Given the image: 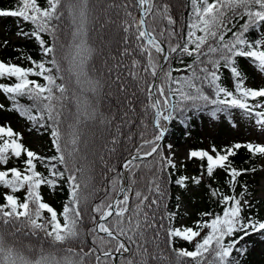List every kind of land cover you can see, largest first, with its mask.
I'll return each instance as SVG.
<instances>
[{
    "label": "snow or ice",
    "instance_id": "obj_1",
    "mask_svg": "<svg viewBox=\"0 0 264 264\" xmlns=\"http://www.w3.org/2000/svg\"><path fill=\"white\" fill-rule=\"evenodd\" d=\"M92 7V0H18L0 8V18L16 19L15 36L34 41L41 53L37 60L17 47V62L0 58L6 101L0 112L17 114L24 131L50 132L54 149L41 154L27 145L24 131L0 123V264H240L247 251L241 241L264 234V220L247 215L253 204L242 179L257 168L234 159L243 148L249 160H264V86H249L240 64L249 61L264 77V0H188L186 21L173 14L170 0H108L120 37L107 53L90 43ZM109 23L117 21L109 17L101 28ZM9 43L0 40V50ZM113 87L125 95L123 117L139 104L151 118L141 121L151 135L142 133L118 166L101 156L97 187L81 152V126L112 124L116 116L99 104ZM234 110L256 138L189 150L185 160L197 163V173L179 172L173 145L164 144L174 122L187 127L189 113L206 112L237 127ZM116 130L122 134L119 125ZM173 186L184 195L206 190L220 211H201L194 226L177 223L188 212L180 213L182 197H173ZM45 189L67 192L61 210Z\"/></svg>",
    "mask_w": 264,
    "mask_h": 264
},
{
    "label": "trees",
    "instance_id": "obj_2",
    "mask_svg": "<svg viewBox=\"0 0 264 264\" xmlns=\"http://www.w3.org/2000/svg\"><path fill=\"white\" fill-rule=\"evenodd\" d=\"M18 0H0V8H11L17 4ZM43 3V0H41ZM173 4V14L181 20L186 21L188 11V0H170ZM108 0H92V10L90 13V29H95V31H90V43L103 49V52L107 53L114 50L117 47V41L120 37V32L118 29L119 18L114 14L112 10L107 9ZM111 19L116 20L117 24L109 23L106 27L101 28V24ZM0 25H2L9 33L15 34L17 31V22L15 18L6 17L0 18ZM27 30L29 26L24 25ZM250 35H255L251 33ZM1 40V39H0ZM4 40V39H3ZM9 40V39H8ZM10 43L8 47L4 50H0V58L11 59L13 62L16 56V48L18 47L21 51L27 55L32 56L34 59L39 60L41 58V53L39 51L38 45L34 41L18 39L15 41L9 40ZM104 59L103 55H99L95 59L97 66L101 64ZM26 63V62H25ZM241 66L245 69L248 80L247 84L253 87L264 86V82L260 83L257 78L258 73H256L252 67L249 65V61L241 59ZM226 86L231 87L230 84L225 82ZM106 92L111 93L103 97L99 107L101 111L105 114L111 113L116 116L111 125H105L97 121L89 122L86 126H81V152L87 158L84 163L87 164L91 171L90 174L96 177L97 187L103 183L101 180V174L103 172L102 164L100 160L101 156L110 163L119 164L121 157L127 156L128 153L133 149V147L138 144L139 137L143 133L144 138H150L151 128L147 130L141 124V121L147 123L151 118L145 117L144 113L140 110V105L137 104V111L135 113H129L127 117H123L124 111H127V106L125 102V95L119 93L115 88L105 89ZM90 95V94H88ZM143 97H141L142 99ZM0 102L4 101V98L0 96ZM22 103H28L26 100H22ZM135 103V101H134ZM74 111V106H73ZM192 119L188 121V126L177 124L174 122L173 126L170 127V132L167 135L164 144L170 143L172 140L176 141H186L190 142L193 149H207L211 144H215L218 148L230 145L236 142H246L243 137L238 136L236 138H227L229 123L227 119L221 116L218 120H212L206 112L201 113H189ZM234 119L243 120L238 110H234ZM123 121H134V123H126ZM25 121L20 118L15 113L7 112L6 116H0V123H10L11 126L16 129V122ZM15 123V124H14ZM120 126V133H117L116 126ZM210 126L215 127L214 133H210ZM42 134L37 133L33 130L31 133L25 131V139L37 136L42 140H47L50 137V132L41 130ZM118 135V143L113 146L111 144V139L113 136ZM131 136V139L128 137ZM48 145L50 147L49 151H45V155H52L54 149L51 148V140H48ZM112 147L116 148L114 153H110ZM236 163L241 167H250L255 165L257 171L255 173H250L243 177L242 179L248 184V191L251 195L248 199L253 204L251 209L246 210L247 215L253 216L256 219L264 220V201L257 197V187L259 186L260 180L262 178V159L256 158L255 160H249V154L245 149H240L237 156L234 158ZM245 161H249L245 163ZM186 168L178 167L179 172L187 175H195L197 173V163L195 161H190L186 163ZM46 199L57 208L61 210L63 203L67 199V192H58L56 195H49L47 190H43ZM177 194H181V190L173 186L172 195L173 197ZM103 196V193H99L97 198ZM175 203V200L169 202V207ZM220 211V208L216 204L209 200L206 195V190L201 191V198L199 202L195 205V213L191 215V221L188 226H194V221L199 219V213L206 210ZM180 213H183L182 204L180 208ZM180 219L178 218L177 222ZM206 231V230H205ZM29 239H32L35 243V238H24L23 243H27ZM195 243V242H193ZM241 244L245 245L247 251L243 256H239L238 259L240 264H257L264 257L262 247L264 246V234L254 233L250 236L245 237V240L241 241ZM178 247H186L189 250L192 249L193 245L188 244L186 241L177 240ZM18 251H22L25 255L32 256L34 258L35 253L27 251L20 244H17Z\"/></svg>",
    "mask_w": 264,
    "mask_h": 264
},
{
    "label": "rangeland",
    "instance_id": "obj_3",
    "mask_svg": "<svg viewBox=\"0 0 264 264\" xmlns=\"http://www.w3.org/2000/svg\"><path fill=\"white\" fill-rule=\"evenodd\" d=\"M0 39L1 40L9 39L15 41L18 40L19 38H17L15 34L9 33L2 25H0ZM257 78L260 81V83L264 82V77L257 75ZM6 115L7 112H0V116H6ZM239 121L240 123L237 127H233L230 123L225 122L226 125L229 124L227 138H236L238 136H241L246 142L255 139L256 135L252 133L248 121L245 119ZM15 126L17 131H24L25 125L23 124V122L21 121L16 122ZM209 130L210 133H214L215 127L210 126ZM25 140L27 142V145L35 151L44 153L45 151L50 150V147L48 145V140H51V138L47 140H42L37 136H33L31 138H26ZM170 143L173 145L171 151L175 153L178 167L181 161H185L186 163H189L190 161H186L185 158L189 150L193 149L190 142L172 140ZM164 151L165 154L168 153V149L166 147ZM262 167H263L262 178L260 180L259 186L256 189L258 191L257 197L264 201V160L262 161ZM181 197H182L181 204H182L183 212L187 210L188 215L184 216L183 219L182 220L180 219L177 223H185L188 225L191 221V215L195 213V205L199 202L201 198V191L190 193L187 195L181 193ZM262 251L264 253V246L262 247ZM257 264H264V257Z\"/></svg>",
    "mask_w": 264,
    "mask_h": 264
},
{
    "label": "water",
    "instance_id": "obj_4",
    "mask_svg": "<svg viewBox=\"0 0 264 264\" xmlns=\"http://www.w3.org/2000/svg\"><path fill=\"white\" fill-rule=\"evenodd\" d=\"M167 137V136H166ZM166 139V138H165Z\"/></svg>",
    "mask_w": 264,
    "mask_h": 264
}]
</instances>
